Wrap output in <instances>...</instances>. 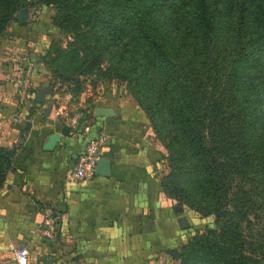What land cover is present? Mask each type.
Wrapping results in <instances>:
<instances>
[{
  "label": "trees",
  "instance_id": "16d2710c",
  "mask_svg": "<svg viewBox=\"0 0 264 264\" xmlns=\"http://www.w3.org/2000/svg\"><path fill=\"white\" fill-rule=\"evenodd\" d=\"M40 1L47 37L80 25L96 29L95 49L154 133L162 138L167 124L187 151L169 154L163 194L239 214L250 199L245 184L264 186V0ZM48 4L53 15L44 13ZM24 6L0 0V35ZM11 156L0 148V186ZM235 227H219L217 240L212 230L195 237L179 264H255Z\"/></svg>",
  "mask_w": 264,
  "mask_h": 264
},
{
  "label": "crops",
  "instance_id": "0c3cea01",
  "mask_svg": "<svg viewBox=\"0 0 264 264\" xmlns=\"http://www.w3.org/2000/svg\"><path fill=\"white\" fill-rule=\"evenodd\" d=\"M41 11L33 18L19 11L0 35V148L12 151L0 186V264H156L184 229L159 186L162 154L147 118L124 88L108 82L82 95L86 111L76 123L46 105L47 96L38 101L42 69L24 58L35 59L50 38ZM64 127L67 135L51 144ZM99 129L108 135L101 149L107 173L66 181ZM46 211L52 238L36 233Z\"/></svg>",
  "mask_w": 264,
  "mask_h": 264
},
{
  "label": "rangeland",
  "instance_id": "374dc122",
  "mask_svg": "<svg viewBox=\"0 0 264 264\" xmlns=\"http://www.w3.org/2000/svg\"><path fill=\"white\" fill-rule=\"evenodd\" d=\"M41 4L40 0H25V6L15 14L26 9L33 18L38 15L43 6ZM44 9L46 14L55 13V6L52 4L46 5ZM95 38L96 29L93 26L80 25L74 31L60 30L48 39L46 45L38 46L34 52L35 59H28V56L24 58L28 65L36 62L42 69L40 73L45 85L39 91L42 96H47L46 105L53 107L58 115L73 123L85 115L86 99L84 100L82 95L87 89L91 92L99 83L108 82L119 85L126 91L125 83L109 72L111 62L95 49ZM69 60H73V63H69ZM149 127L151 139L162 154V162L158 168L160 181L170 171L169 154L178 155L181 150L185 153L187 151L182 146L177 147L174 131L167 124L162 138L154 133L150 124ZM245 187L244 191L250 196L249 203L240 205L239 214L233 209L235 215L216 212L212 210L210 201H203L199 197L194 203L197 204L196 209L183 202L181 198L171 199L176 208L179 207L177 211L183 229L188 231L181 242L172 245L161 258H155L154 263L179 264L186 243L210 230L213 231L211 237L217 240L219 227L226 228L235 224L238 233L236 238L241 244L242 252L255 264H264V186L259 183H247Z\"/></svg>",
  "mask_w": 264,
  "mask_h": 264
},
{
  "label": "built area",
  "instance_id": "2783aa9c",
  "mask_svg": "<svg viewBox=\"0 0 264 264\" xmlns=\"http://www.w3.org/2000/svg\"><path fill=\"white\" fill-rule=\"evenodd\" d=\"M25 77L28 78L29 75ZM107 141L108 135L103 129H99L95 137L87 139L83 152L75 158L71 169L65 176V180L71 183H80L90 180L95 175V164L101 157V149ZM53 227L54 218L46 211L42 224L36 228V233L44 238H52ZM16 259L18 262L24 263L22 255L18 254Z\"/></svg>",
  "mask_w": 264,
  "mask_h": 264
},
{
  "label": "water",
  "instance_id": "95a60500",
  "mask_svg": "<svg viewBox=\"0 0 264 264\" xmlns=\"http://www.w3.org/2000/svg\"><path fill=\"white\" fill-rule=\"evenodd\" d=\"M41 93L40 91H38V101H41ZM61 135H67V128L64 127L60 133L56 134L53 139L51 140V144H53L55 141H57ZM94 173L95 174H102L105 175L107 173V161L105 158L100 157L96 164H95V168H94ZM179 208V207H177Z\"/></svg>",
  "mask_w": 264,
  "mask_h": 264
}]
</instances>
